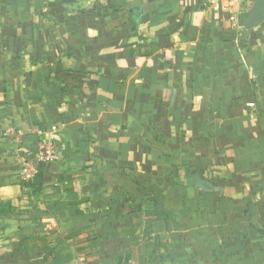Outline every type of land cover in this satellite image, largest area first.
<instances>
[{"label": "crops", "instance_id": "0c3cea01", "mask_svg": "<svg viewBox=\"0 0 264 264\" xmlns=\"http://www.w3.org/2000/svg\"><path fill=\"white\" fill-rule=\"evenodd\" d=\"M207 2L0 0V264H264V22ZM39 142L60 161L35 197Z\"/></svg>", "mask_w": 264, "mask_h": 264}, {"label": "trees", "instance_id": "16d2710c", "mask_svg": "<svg viewBox=\"0 0 264 264\" xmlns=\"http://www.w3.org/2000/svg\"><path fill=\"white\" fill-rule=\"evenodd\" d=\"M117 13L119 14V11ZM133 21H136V20H134V18H133ZM130 30L132 32H134L136 30L135 23H132V26H130ZM144 41H146V39ZM141 45L142 46L136 47L134 54H135V56H144L145 57L148 55V52L145 51L146 49L144 48V46L146 44L143 43ZM143 49H145V50H143ZM32 164H33V167L35 169V174L32 176V178H30L28 180L20 181L19 185H20V188L26 187L29 191L28 192L29 195H33L35 197H38L41 193L44 177L49 172L51 164L38 162L36 160ZM143 190L146 191L147 193L151 194V189L144 188ZM120 195L124 196L125 194L123 192H121ZM126 203L129 204L128 201H126ZM128 206L130 207V205H128ZM151 206H152V211H149V212L148 211L142 212L139 205H135L133 207V209H130V212L138 211V212L142 213L143 222H144L145 228H147V229L155 221L169 220V217L166 214L165 208L163 205L160 206L156 201H152ZM14 211H15V208L12 206V203L10 200L1 201L0 202V221H7V220L11 219L14 215ZM107 216H108V214H105V217H107ZM72 247H73V252L75 254H78V253H82L83 251H88V250L94 251L96 248H98V245H96L93 242L92 238L90 239L88 237L86 239L76 241ZM62 256H64L66 258V261L64 263L61 262ZM68 261H69V258L67 256L61 255V254L58 255L56 253L54 255V257L52 258V261L50 264H66V263H68ZM118 262L120 263V260H118ZM124 264H126V263H124Z\"/></svg>", "mask_w": 264, "mask_h": 264}, {"label": "built area", "instance_id": "2783aa9c", "mask_svg": "<svg viewBox=\"0 0 264 264\" xmlns=\"http://www.w3.org/2000/svg\"><path fill=\"white\" fill-rule=\"evenodd\" d=\"M221 0H208L207 5L212 10L216 11L220 7ZM37 158L36 161L43 163H58L60 160L57 156L56 151L54 150L51 144H47L45 142H39L37 145ZM35 174V169L32 163H27L22 169L20 175L22 179L28 180L32 178Z\"/></svg>", "mask_w": 264, "mask_h": 264}, {"label": "water", "instance_id": "95a60500", "mask_svg": "<svg viewBox=\"0 0 264 264\" xmlns=\"http://www.w3.org/2000/svg\"><path fill=\"white\" fill-rule=\"evenodd\" d=\"M131 16L137 21L138 20V14L139 11L137 9H131L130 11ZM264 22V4L263 0H255L254 7L248 17L247 23L245 25L246 30H250L257 25L261 24ZM196 179V185L199 188H202L203 190H207V188H211L206 183L200 182L198 176L194 177Z\"/></svg>", "mask_w": 264, "mask_h": 264}, {"label": "rangeland", "instance_id": "374dc122", "mask_svg": "<svg viewBox=\"0 0 264 264\" xmlns=\"http://www.w3.org/2000/svg\"><path fill=\"white\" fill-rule=\"evenodd\" d=\"M14 134V133H13ZM12 174H10L9 176H11ZM19 176V178H20V180L22 179V177H21V175H18ZM15 196H17V194H13V197H15ZM3 225V223H0V226H2ZM66 248H64V250L62 249V250H60V251H58L57 252V254L58 255H65V256H67L68 258H69V261H68V263L70 262V260H72V259H77V256H75L74 254H72L71 253V251H69V250H65ZM60 261V260H59ZM66 261V258L64 257V256H62V258H61V262L62 263H64ZM69 264H71V263H69ZM74 264H78V263H74Z\"/></svg>", "mask_w": 264, "mask_h": 264}]
</instances>
